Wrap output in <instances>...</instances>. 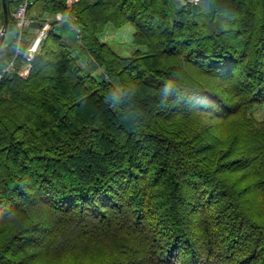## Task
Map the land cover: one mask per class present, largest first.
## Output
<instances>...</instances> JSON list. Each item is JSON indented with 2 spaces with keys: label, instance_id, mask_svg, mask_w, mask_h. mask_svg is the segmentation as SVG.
Wrapping results in <instances>:
<instances>
[{
  "label": "trees",
  "instance_id": "1",
  "mask_svg": "<svg viewBox=\"0 0 264 264\" xmlns=\"http://www.w3.org/2000/svg\"><path fill=\"white\" fill-rule=\"evenodd\" d=\"M173 1L28 3L77 32L0 47V264H264V0Z\"/></svg>",
  "mask_w": 264,
  "mask_h": 264
},
{
  "label": "built area",
  "instance_id": "2",
  "mask_svg": "<svg viewBox=\"0 0 264 264\" xmlns=\"http://www.w3.org/2000/svg\"><path fill=\"white\" fill-rule=\"evenodd\" d=\"M31 0H11L12 2V11L11 15L14 19V24L17 29V33L15 35L16 38V45L17 50L20 47L21 44V37L24 33L28 32L31 33L33 36L30 40V42L27 44L26 50L23 54L24 60L26 62H29L34 54H36L41 46V41L45 38L47 31L54 26V22L56 25L60 24V22H64L67 20V16L63 17L60 14L56 15L55 21L51 19H47L45 21V24L42 26H38L36 22L31 19L26 11L28 3ZM78 1V0H74ZM176 1V0H175ZM179 5H184L188 2H193L198 5L206 4L208 3V0H177ZM70 27L77 32L76 26L70 22ZM108 28V27H107ZM104 35L102 36V40L107 35V30H105ZM109 34V33H108ZM77 36H79L77 34ZM109 37V36H108ZM14 67L13 61L8 62L2 69V72H10ZM1 77V73H0Z\"/></svg>",
  "mask_w": 264,
  "mask_h": 264
},
{
  "label": "rangeland",
  "instance_id": "3",
  "mask_svg": "<svg viewBox=\"0 0 264 264\" xmlns=\"http://www.w3.org/2000/svg\"><path fill=\"white\" fill-rule=\"evenodd\" d=\"M30 2L31 1H29V4ZM173 2L174 3H172V5L175 3L179 5L177 0L176 1L174 0ZM200 7H202L205 10V12H207L209 10V3L202 4L200 5ZM70 22L71 21L69 20L64 21L62 23V26H57L55 29L57 32L61 33L67 39H71V36L74 35V33L76 32L70 27ZM106 30L109 34L107 33V35H105L106 38L102 40V36L104 35V33H102L99 37V41L111 47L114 51H116L118 54L123 56L130 55L134 51L135 46L132 43L133 28L130 25L126 24L119 28L108 27L106 28ZM16 33H17V29L15 27V24L10 22L8 29L6 31V36L4 38L3 45L4 46L7 45L9 41H11L13 36L16 35ZM90 60L91 57L87 53H85L81 57L80 64L83 65L84 68H87L89 67ZM104 78L108 79V76L104 74ZM251 115L258 120L264 118V106L253 108V110L251 111Z\"/></svg>",
  "mask_w": 264,
  "mask_h": 264
},
{
  "label": "water",
  "instance_id": "4",
  "mask_svg": "<svg viewBox=\"0 0 264 264\" xmlns=\"http://www.w3.org/2000/svg\"><path fill=\"white\" fill-rule=\"evenodd\" d=\"M2 5V11H3V23L0 28V47L2 46V43L5 38V33L7 30L8 25V14H7V7H6V0H1Z\"/></svg>",
  "mask_w": 264,
  "mask_h": 264
},
{
  "label": "crops",
  "instance_id": "5",
  "mask_svg": "<svg viewBox=\"0 0 264 264\" xmlns=\"http://www.w3.org/2000/svg\"><path fill=\"white\" fill-rule=\"evenodd\" d=\"M110 28H112V27H110Z\"/></svg>",
  "mask_w": 264,
  "mask_h": 264
}]
</instances>
